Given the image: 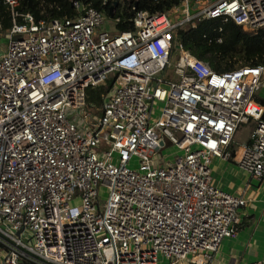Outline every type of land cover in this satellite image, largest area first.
Listing matches in <instances>:
<instances>
[{
  "label": "built area",
  "instance_id": "built-area-1",
  "mask_svg": "<svg viewBox=\"0 0 264 264\" xmlns=\"http://www.w3.org/2000/svg\"><path fill=\"white\" fill-rule=\"evenodd\" d=\"M135 1L133 28L111 32L97 30L104 16L90 3L70 0L77 17L46 20L4 0L0 264H212L245 202L212 182L213 157L264 180L255 98L264 65L216 71L175 38L204 17L255 31L264 0H180L162 11ZM107 78L94 121L84 113L85 89ZM250 120L249 139L228 149ZM167 144L177 149L171 157L161 151ZM75 196L80 202L70 204Z\"/></svg>",
  "mask_w": 264,
  "mask_h": 264
},
{
  "label": "trees",
  "instance_id": "trees-1",
  "mask_svg": "<svg viewBox=\"0 0 264 264\" xmlns=\"http://www.w3.org/2000/svg\"><path fill=\"white\" fill-rule=\"evenodd\" d=\"M81 3H90L99 8L103 16L113 19L115 30L133 28L132 15L134 9L130 6L131 0H119L112 15L109 6L113 0H79ZM180 0H138L137 8L148 10H166ZM17 9L23 13H30L35 19L77 17L82 11L71 5L70 0H19ZM11 25L4 0H0V28ZM221 37L217 41V37ZM175 38L185 49L199 59L205 61L212 69L223 71L234 69L241 65H264V26L255 31L244 30L231 19L223 17L201 18L195 25L184 24L176 31ZM112 78L104 83L88 86L85 89V98L88 105L96 107L102 102V93L111 84ZM263 105L261 114L264 120V98L256 97Z\"/></svg>",
  "mask_w": 264,
  "mask_h": 264
},
{
  "label": "crops",
  "instance_id": "crops-1",
  "mask_svg": "<svg viewBox=\"0 0 264 264\" xmlns=\"http://www.w3.org/2000/svg\"><path fill=\"white\" fill-rule=\"evenodd\" d=\"M249 134L234 144L247 141ZM211 167L212 182L245 199L233 222L237 232L222 239L212 264H264V180L251 178L233 160L216 159Z\"/></svg>",
  "mask_w": 264,
  "mask_h": 264
},
{
  "label": "rangeland",
  "instance_id": "rangeland-1",
  "mask_svg": "<svg viewBox=\"0 0 264 264\" xmlns=\"http://www.w3.org/2000/svg\"><path fill=\"white\" fill-rule=\"evenodd\" d=\"M202 4V2H201ZM180 9L177 11L175 10L174 12H171V14H169L170 18L172 20H175V17L174 15L175 14H180ZM190 12L193 13L194 12V9L192 7V4L190 6ZM183 16V14L181 13L178 18H181ZM97 30H108V31H111V32H114L115 30V26L113 24V19L112 18H108L107 16H104L103 18V22L97 27ZM4 38H1V40H3ZM173 66L172 65H169V68L171 69ZM165 86H168L167 84H164ZM259 89L257 90L256 92V97H259V98H264V73H263V78L260 80L259 82ZM85 112H88V117L89 118H92L94 121H97V117H98V112H99V108L98 107H93V106H90V105H87L85 108H84V113ZM159 112L158 110V104L155 106V109H154V113L157 114ZM72 117L76 118L78 116V114L76 113H73L71 115ZM79 118V124L81 125H84V118L82 116H79L77 117ZM88 124V123H87ZM254 121L250 120L248 122H243L241 124H239L238 126V129L235 131L234 135H233V138H232V141H231V144L230 146L228 147V149H231L232 147V144L235 143V141H238V140H244V138L249 134L250 131L253 130V127H254ZM240 129V130H239ZM239 130V131H238ZM176 147L173 145V144H167L166 148H161V151L163 153H166V156L167 157H171V155H173L175 152H176ZM216 159H221L219 157L217 158H213V160H216ZM114 161H116V159L114 158L113 159ZM227 160H230L232 161L231 159H227ZM129 165H134V167H137L138 166V160L136 157H133L132 160H130L128 162ZM214 172V169H212L211 167V175L213 174ZM98 195H99V199L102 201L106 198L107 196V187L105 184L103 183H99L98 185ZM80 202V197L79 196H75L73 198L70 199V204H77ZM226 238V237H225ZM190 254H188L189 256ZM163 259H161V263Z\"/></svg>",
  "mask_w": 264,
  "mask_h": 264
},
{
  "label": "water",
  "instance_id": "water-1",
  "mask_svg": "<svg viewBox=\"0 0 264 264\" xmlns=\"http://www.w3.org/2000/svg\"><path fill=\"white\" fill-rule=\"evenodd\" d=\"M118 4V0H113V3L109 6V14L112 15L114 7ZM135 4H137V1H135ZM17 35L15 34L14 37Z\"/></svg>",
  "mask_w": 264,
  "mask_h": 264
}]
</instances>
